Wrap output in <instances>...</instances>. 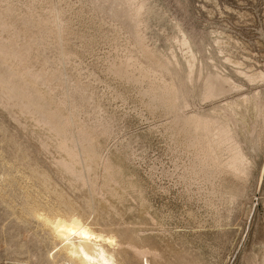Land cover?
Instances as JSON below:
<instances>
[{
    "label": "rangeland",
    "instance_id": "1",
    "mask_svg": "<svg viewBox=\"0 0 264 264\" xmlns=\"http://www.w3.org/2000/svg\"><path fill=\"white\" fill-rule=\"evenodd\" d=\"M0 49V264H79L58 219L115 264H264V0H0Z\"/></svg>",
    "mask_w": 264,
    "mask_h": 264
},
{
    "label": "bare ground",
    "instance_id": "2",
    "mask_svg": "<svg viewBox=\"0 0 264 264\" xmlns=\"http://www.w3.org/2000/svg\"><path fill=\"white\" fill-rule=\"evenodd\" d=\"M112 8V7H111ZM110 8V9H111ZM131 18V17H130ZM136 37H137V35H136ZM135 37V38H136ZM139 42H140V40H139ZM135 43V42H134ZM136 43H137V41H136ZM141 45V44H140ZM139 46V45H138ZM0 51H1V49H0ZM141 51V50H140ZM144 53V52H143ZM142 54V53H141ZM148 55V54H147ZM146 55V56H147ZM141 56V55H140ZM145 56V57H146ZM132 57V56H131ZM130 57V58H131ZM127 59V60H124V62L123 63H118V66H112L113 68H111V71H112V73H114V74H119V76L120 75H123V74H126V69L128 70V68H135L136 69V67H137V71H139L138 73L140 74V78L142 79H144V78H147L148 77V74H151V72H149V70H152V69H154V68H152L151 69V67H150V69L148 70H146V71H143V70H141V67L140 66H138V65H136V64H138V63H135V61H133V60H131V59ZM134 58V57H133ZM132 58V59H133ZM146 59V58H145ZM148 59V58H147ZM154 59V58H153ZM136 60V59H135ZM138 62H139V60H137ZM136 61V62H137ZM122 62V61H121ZM142 62V61H141ZM140 62V63H141ZM147 62H149V61H146V64H147ZM117 63V62H116ZM151 63V62H150ZM160 63V62H159ZM149 64V63H148ZM115 65V64H114ZM156 64H154V66H155ZM156 66H159L160 67V65L159 64H157ZM139 67V68H138ZM144 67V66H143ZM147 67V66H146ZM149 67H147V68H149ZM162 68V67H161ZM157 69H158V67H157ZM156 69V70H157ZM164 69V68H163ZM133 70V69H132ZM9 71V70H8ZM130 71V70H129ZM128 71V72H129ZM157 71H159V70H157ZM156 71V72H157ZM161 71H163V70H161ZM160 71V72H161ZM136 72V71H135ZM153 72V71H152ZM10 73V72H9ZM7 71H5L4 70V67H3V69H1V76H3L2 78H4L5 80L4 81H10V80H12V74L10 75ZM134 73V72H133ZM162 73V72H161ZM55 75V74H54ZM127 75H128V73H127ZM15 76V75H14ZM118 75H117V77H119ZM125 76V75H124ZM132 76V75H131ZM133 76H135V75H133ZM17 77V76H16ZM42 78V77H41ZM55 78V77H54ZM121 78H123L122 76H121ZM126 78H128V77H126L125 76V78L124 79H126ZM160 78V77H159ZM17 79V78H16ZM38 79H40V78H38ZM14 80H15V78H14ZM18 80H20V79H18ZM17 80V81H18ZM41 80H43V79H41ZM57 80V79H56ZM61 80V79H60ZM134 81L136 80V79H133ZM138 80H139V78H138ZM44 81V80H43ZM128 81V80H127ZM133 81V82H134ZM170 81V80H169ZM173 80L171 79V82H172ZM14 82V81H13ZM21 82V81H20ZM19 81L18 82H14V84H15V88L18 90V92H20V93H22V92H25V90L27 89H25V86L22 84V83H20ZM57 82H58V80H57ZM65 82V81H64ZM137 82H139V81H137ZM8 83V82H7ZM6 83V84H7ZM12 83V82H11ZM167 83V82H166ZM168 84V83H167ZM166 84V85H167ZM9 85V84H8ZM12 85H13V83H12ZM12 85H10V87L12 86ZM26 85V84H25ZM157 85V84H156ZM165 85V86H166ZM169 86H167V87H169V89L172 87V88H174V87H176L175 86V84H168ZM174 85V86H173ZM58 87V86H57ZM160 87V86H159ZM164 86H162V88H163ZM166 87V88H167ZM165 89V88H164ZM49 90V89H48ZM219 90H221V88L219 89ZM13 92V91H12ZM17 92V91H16ZM19 93V94H20ZM70 93V92H69ZM159 93V92H158ZM15 94V93H14ZM13 94V95H14ZM71 94H72V92H71ZM168 94H170V93H168ZM209 95H210V93H208ZM207 94V95H208ZM68 95V94H67ZM166 95V94H165ZM16 96V95H15ZM65 96V95H64ZM73 96V95H72ZM206 96V95H205ZM48 98V97H47ZM68 98V97H67ZM165 99V98H164ZM66 101H68V100H66ZM69 102H70V100H69ZM62 104H64V103H62ZM71 104V103H70ZM66 107V106H65ZM64 109V108H63ZM71 113V112H70ZM182 119V118H181ZM59 122H60V124L61 125H64V121L62 122V120H59ZM53 221V220H52ZM55 221V220H54ZM57 222H55V223H53L54 225H55V234L58 232V234H59V236H60V238L62 239H66V240H68L69 238H72L71 236H73V235H77L78 236V238H77V242H76V249H77V251H78V255H79V259H78V262H79V264H115L116 262H114L113 260V258L114 257H112L111 256V254H109L105 249H103V247H102V245L100 244V245H98V244H95V243H93L92 242V240H95V236L97 237V235H93V234H91V233H88L87 231H85L84 229H82L83 227H80V225H78L77 224V222L75 223L73 220V223H70L69 221V223L68 222H66L65 220L63 221V220H61V219H58V220H56ZM79 223V222H78ZM52 224V225H53ZM53 225V226H54ZM54 229V228H53ZM57 235V234H56ZM59 236H57V237H59ZM60 238H59V240H60ZM102 239V238H101ZM65 240V241H66ZM104 240H106V239H103V241ZM108 240H110V239H108ZM60 241H62L61 243H63V242H65L64 240H60ZM69 241V240H68ZM67 241V242H68ZM71 241V243L70 244H72L73 242H72V240H70ZM76 241V240H75ZM97 241V240H96ZM100 241V240H99ZM109 242H111V241H109ZM104 243V242H103ZM108 243V242H107ZM64 244V243H63ZM74 244V243H73ZM75 245V244H74ZM68 246V245H67ZM64 247H65V245H64ZM68 247H70V245L68 246ZM68 247H66V248H68ZM75 247V246H74ZM69 249V248H68ZM71 250H72V247H71ZM73 252V251H72ZM74 254H75V251H74Z\"/></svg>",
    "mask_w": 264,
    "mask_h": 264
}]
</instances>
